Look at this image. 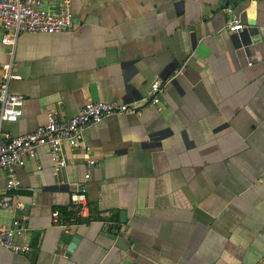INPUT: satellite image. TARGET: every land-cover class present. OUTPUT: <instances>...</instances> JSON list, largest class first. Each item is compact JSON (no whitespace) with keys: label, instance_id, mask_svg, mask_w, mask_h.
Returning a JSON list of instances; mask_svg holds the SVG:
<instances>
[{"label":"crops","instance_id":"1","mask_svg":"<svg viewBox=\"0 0 264 264\" xmlns=\"http://www.w3.org/2000/svg\"><path fill=\"white\" fill-rule=\"evenodd\" d=\"M71 1L73 30L17 37L20 78L9 85L24 96L22 116L2 131L22 136L48 111L71 117L88 101L142 114L88 128L58 171L38 148L15 171V189L0 171V201L11 198L0 229L20 220L33 248H0V264H264V0ZM233 19L240 32H228ZM155 78L165 81L161 111L149 103ZM82 189L83 213L72 202ZM57 207L94 220L56 227Z\"/></svg>","mask_w":264,"mask_h":264},{"label":"built area","instance_id":"2","mask_svg":"<svg viewBox=\"0 0 264 264\" xmlns=\"http://www.w3.org/2000/svg\"><path fill=\"white\" fill-rule=\"evenodd\" d=\"M0 28L5 32L1 39L2 45L8 48L10 61L2 66L3 75L0 81V171L6 175L7 191L18 187L19 182L15 171L22 168L27 160L36 157L40 147L49 152L53 170L58 171L66 165L65 151L84 149L83 139L86 130L98 125L110 117L123 115L141 116L142 111L134 104L120 101L105 102L88 101L71 117H65L55 110L46 113L45 123L35 130L22 136H12L2 131L5 122H16L22 116L24 96L14 93L10 89V81L19 79L13 73L12 58L17 37L22 33L57 34L69 32L75 28L73 4L71 0H61L56 5L47 6L43 0H0ZM243 29L239 19H233L228 25L230 33H237ZM165 88V81L155 78L150 86L149 103L158 111L160 107V93ZM89 165H94L89 160ZM89 178V174L85 175ZM85 190L72 196L74 205L83 210L87 207ZM11 198L6 195L0 201L5 208ZM16 207L22 210V206ZM52 224L63 228L68 222H62L57 210L51 213ZM26 227L18 219H13L11 226L0 229V248L15 254H26L33 250L31 245L22 242L21 237L26 233Z\"/></svg>","mask_w":264,"mask_h":264},{"label":"trees","instance_id":"3","mask_svg":"<svg viewBox=\"0 0 264 264\" xmlns=\"http://www.w3.org/2000/svg\"><path fill=\"white\" fill-rule=\"evenodd\" d=\"M237 5V4H236ZM75 206V205H73ZM77 207V206H75ZM55 210L58 211L59 213V218L62 222H68V223H90L92 222L94 219V217L92 216V212H90L89 210V215L85 218H82L81 216H77V210L76 211H72L70 210L68 207H57ZM93 219V220H92ZM100 219V218H98ZM115 221H117V219L115 218H111V224L114 223Z\"/></svg>","mask_w":264,"mask_h":264},{"label":"water","instance_id":"4","mask_svg":"<svg viewBox=\"0 0 264 264\" xmlns=\"http://www.w3.org/2000/svg\"><path fill=\"white\" fill-rule=\"evenodd\" d=\"M228 1L229 0H221V1H219V4H222L223 5V3H226ZM248 24L251 27L254 26V22L253 21H249ZM119 223H120V225H125L127 223L126 214L123 211L120 212V220H119ZM78 240H79V236L78 235H75L72 238L71 242L68 245L67 254L66 255L70 254L73 251V249L75 248L76 244L78 243Z\"/></svg>","mask_w":264,"mask_h":264}]
</instances>
